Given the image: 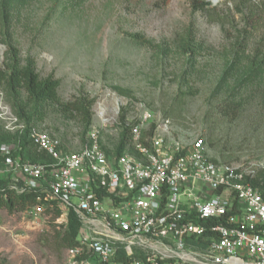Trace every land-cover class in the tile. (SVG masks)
<instances>
[{"label": "rangeland", "instance_id": "1", "mask_svg": "<svg viewBox=\"0 0 264 264\" xmlns=\"http://www.w3.org/2000/svg\"><path fill=\"white\" fill-rule=\"evenodd\" d=\"M203 1L204 10L192 0H0V70L10 42L23 63L35 60L41 79L59 82L63 105L81 101L90 108L87 126L62 105L41 106L35 128L66 152L81 150L99 125L101 144L113 153L124 125L130 129L146 111L147 143L169 121L170 139L188 144L201 137L216 160L258 162L264 159V0ZM230 103L237 116L223 112ZM4 126L0 119L7 132ZM131 142L126 148L134 151ZM36 206L0 209V264H66L60 234L67 223L57 209Z\"/></svg>", "mask_w": 264, "mask_h": 264}, {"label": "built area", "instance_id": "2", "mask_svg": "<svg viewBox=\"0 0 264 264\" xmlns=\"http://www.w3.org/2000/svg\"><path fill=\"white\" fill-rule=\"evenodd\" d=\"M0 119L14 134L26 128L1 91ZM149 119L142 111L131 127L134 151L119 154L102 146L99 125L73 153L34 128L33 143L51 161L25 162L18 145L4 144L0 178L18 194L38 192L39 210L55 208L66 223L76 215L78 245L66 264H264V197L251 183L264 159L215 160L201 137L168 138L169 121L144 145Z\"/></svg>", "mask_w": 264, "mask_h": 264}, {"label": "trees", "instance_id": "3", "mask_svg": "<svg viewBox=\"0 0 264 264\" xmlns=\"http://www.w3.org/2000/svg\"><path fill=\"white\" fill-rule=\"evenodd\" d=\"M5 1V0H4ZM194 9L204 10L209 4L208 2H199L192 0ZM134 38L143 40V37L134 35ZM147 42V41H144ZM7 49L5 51L4 69L0 70V86L4 87L7 102L11 105L15 115L22 121L26 128L22 134H11L9 131H3L0 128V145L2 143H12L18 145L15 155H20L22 160L30 163H48L51 161L46 152L40 150L33 143L31 132L35 128L34 123L41 117V106L45 103H55L62 105L65 111H75L80 114L88 126L91 122L92 112L90 108H86L81 101L63 105L61 103L57 80L47 78L41 79L36 70V62L32 57L22 62L18 49L10 42L5 43ZM117 92L122 95H128V91L121 87H115ZM92 104L90 103V106ZM223 112L228 115L237 116L236 105L230 103L224 106ZM121 124H126V113L120 114ZM125 129L115 154L121 153L127 146L131 145L132 135L130 129L124 125ZM129 138L131 140H129ZM131 142L127 145L128 142ZM141 142L148 145L144 137ZM132 146V145H131ZM105 148V147H104ZM106 149V148H105ZM108 153H111L106 149ZM6 157L0 153V162ZM216 160V159H215ZM252 185L259 190L264 197V172L251 180ZM38 192L29 191L18 194L10 190L5 179L0 178V209H7L10 212L21 211L37 204ZM60 214V211H58ZM79 232V222L76 215L71 212L64 233L60 234L62 246L67 248L76 247L78 245L77 236Z\"/></svg>", "mask_w": 264, "mask_h": 264}]
</instances>
